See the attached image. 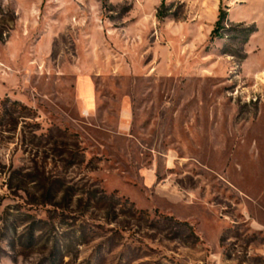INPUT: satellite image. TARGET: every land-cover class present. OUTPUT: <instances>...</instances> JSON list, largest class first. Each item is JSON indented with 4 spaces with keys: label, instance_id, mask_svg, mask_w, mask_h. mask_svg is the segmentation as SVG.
<instances>
[{
    "label": "rangeland",
    "instance_id": "374dc122",
    "mask_svg": "<svg viewBox=\"0 0 264 264\" xmlns=\"http://www.w3.org/2000/svg\"><path fill=\"white\" fill-rule=\"evenodd\" d=\"M5 99L0 264H264V0H0Z\"/></svg>",
    "mask_w": 264,
    "mask_h": 264
},
{
    "label": "trees",
    "instance_id": "16d2710c",
    "mask_svg": "<svg viewBox=\"0 0 264 264\" xmlns=\"http://www.w3.org/2000/svg\"><path fill=\"white\" fill-rule=\"evenodd\" d=\"M6 102H10V106H7ZM2 106L3 107L0 109V127H4L6 124H10V126H12L10 130H15L19 122H24L27 118H30L32 116L31 115L32 111L18 101H10L9 99H5L4 101H2ZM41 190L45 191L44 195L42 196L43 203L51 204L55 199L56 191L54 192L51 187L48 188L45 186H42ZM101 198L107 199L108 197L106 195H103V197ZM122 200L124 205L128 206V210L130 213H132L133 216L134 215L139 216L141 214H145L143 211H137L134 207V204L129 202L127 199L122 198ZM116 204L122 206L120 203H116ZM103 208L105 209L106 207ZM178 224L187 226L188 229H190L191 233L193 234L191 226L187 225L186 223H180V222H178Z\"/></svg>",
    "mask_w": 264,
    "mask_h": 264
}]
</instances>
